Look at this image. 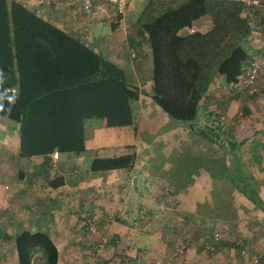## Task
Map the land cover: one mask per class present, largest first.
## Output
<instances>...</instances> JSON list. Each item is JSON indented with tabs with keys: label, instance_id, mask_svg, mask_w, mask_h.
I'll list each match as a JSON object with an SVG mask.
<instances>
[{
	"label": "trees",
	"instance_id": "obj_1",
	"mask_svg": "<svg viewBox=\"0 0 264 264\" xmlns=\"http://www.w3.org/2000/svg\"><path fill=\"white\" fill-rule=\"evenodd\" d=\"M111 3L120 15L122 11ZM246 8L243 0H147L136 12L132 23L151 48V83L146 93L172 118L194 125L214 80L221 78L227 85L237 81L251 35L250 22L243 15ZM202 15L211 19L209 30L182 32ZM139 94L138 85L127 79L122 66L79 36L18 0H0V116L16 123L20 156L46 157L57 147L83 148L67 138L87 118L119 117L112 122L132 123V101ZM199 133L215 142L220 135L211 126L201 127ZM229 144L235 167L229 178L264 212V198L242 167L236 141ZM130 146L118 154L94 155L90 169L132 167L136 152L128 150ZM63 182L57 176L51 185ZM216 242L206 240L209 251ZM15 244L19 264H33L37 248L45 256L44 264L57 262V247L45 231L23 230Z\"/></svg>",
	"mask_w": 264,
	"mask_h": 264
},
{
	"label": "rangeland",
	"instance_id": "obj_2",
	"mask_svg": "<svg viewBox=\"0 0 264 264\" xmlns=\"http://www.w3.org/2000/svg\"><path fill=\"white\" fill-rule=\"evenodd\" d=\"M110 1L99 0L97 3L111 11L114 8ZM141 5L142 0H127L121 11L134 9L136 12ZM131 6L134 7L129 8ZM106 27L110 25L106 24ZM136 52L130 54L136 72L128 68L125 71L127 79L138 85L140 99L132 101L133 122L129 124L128 132L124 129L128 135L123 134L125 138L131 134L127 140V145H131L128 150L136 151L130 169L133 173L125 176L123 182L118 174L125 168L114 170L109 180L96 188L100 197L105 195L107 203L113 206V210L100 213L114 216L124 224L130 220L133 229L139 232H151L155 246L139 251L143 258L138 264H264V212L239 191L236 181L229 178L235 170L233 153L229 150V140L233 139L243 169L264 198V70L259 73L261 76L253 92L248 86L232 87L218 82V86L210 89L201 100L198 117L191 125L172 118L146 93L150 88L152 69L143 61L136 65ZM118 119L112 117L100 121L113 126L124 125L112 122ZM9 120L0 116V155L14 148L11 126L14 121ZM4 124L6 131L2 128ZM204 126L214 127L219 132L217 142L199 133ZM113 131L116 134L117 131ZM75 132L67 138L68 142L84 145L88 136L86 127ZM134 140L138 144H134ZM125 149L121 145L116 151ZM59 151L62 154L64 150ZM95 173L104 178L107 174L106 170ZM6 178L0 174V183ZM96 197L100 198L97 194ZM87 209L81 211L88 214L97 227L98 237L102 238L105 228L102 229L100 215ZM105 209L103 205L102 210ZM56 216V211L47 210L42 213L41 221L46 218L52 221ZM79 218L78 226L83 224ZM84 234L91 239L90 235ZM206 240L217 241L216 248H209V251ZM98 243L95 241L91 245L89 242L92 248L84 257ZM101 246L98 250H110L111 243L105 241ZM121 247L119 245L118 249ZM116 249L112 252L117 253ZM97 253L93 260H84V264L100 263L102 260ZM111 261L110 264H131L129 259L120 260L115 255Z\"/></svg>",
	"mask_w": 264,
	"mask_h": 264
},
{
	"label": "crops",
	"instance_id": "obj_3",
	"mask_svg": "<svg viewBox=\"0 0 264 264\" xmlns=\"http://www.w3.org/2000/svg\"><path fill=\"white\" fill-rule=\"evenodd\" d=\"M18 1L58 27L79 36L95 51L122 66L124 70L128 68L136 72L133 68L135 63L130 56V54L135 55V50L140 52L139 54L136 52V65H140L143 61L144 65H149L152 69L150 45L137 33V27L132 23L135 21V14L138 10L136 12L134 9L133 12L122 11L118 15L111 1L109 3L115 10L109 11L104 5L97 3L99 0L93 1V9L85 7L83 0ZM146 2L147 0H142L141 6ZM245 4L247 8L243 15L251 25V35L246 45L247 62L252 56L264 53V0H260L258 4L247 2ZM106 24L110 27L107 28ZM210 28V17L202 15L193 20L191 27L183 28L182 32L194 29L207 31ZM259 76L261 74L257 76L256 83ZM221 81V78H216L211 90L218 86V82H223ZM228 85L234 87V83ZM137 99H140V94ZM101 119L103 118H87L84 121L83 126L86 127L88 136L83 148L65 149L64 154H61L57 147V157H53L52 152L46 157L41 154L20 156L17 125L11 122V119L8 121L11 122L15 138L13 150L7 149L5 155H0V174L7 177L0 183V264H19L15 238L23 230L31 232L42 230L49 234L58 251L56 264H84V260H93L90 256L91 251L88 252L87 258L84 256L85 252L92 248L89 242L92 245L95 241L101 243L102 246L105 241L111 243L110 250L99 248L97 254L102 261L96 264H110L114 255L119 256L120 260L129 259L131 264H138L139 259L143 258L139 256V251L154 248L155 241L154 238L151 239V232L147 233L144 230L139 232L133 229L130 220L124 224L114 216H107L104 212L100 213V211L113 210V206L107 203L105 195L101 194L100 197L99 189L96 188H101L100 185L109 180V176L119 168L106 170L105 179L100 173H95L102 170L90 169L89 161L96 154L112 155L125 152L127 149L118 151L116 149L121 145L127 148V140L131 136L130 134L125 138L123 135L124 133L128 135L129 124L113 126L100 121ZM2 128L6 131L5 124ZM120 129L123 130L120 131ZM113 130L117 131L116 134ZM3 139L6 138L3 137ZM134 142L132 143L138 144L135 140ZM130 169L132 167L125 168L118 174L123 182L126 180L125 176L132 175L133 170ZM57 176H62L64 182L52 186L51 182ZM96 194L100 198H97ZM103 205L107 209L102 210ZM88 207L101 217L99 221L102 222V229L105 228V236L102 238L98 237V233H90L86 229L81 230L78 226L77 220H79L81 210ZM47 210L56 211L57 216L52 221L49 218L41 221L42 213ZM84 233L90 235L91 239L86 238ZM119 245L123 247L118 249ZM114 248H117V253L112 252ZM44 262L43 252L39 248L35 249L32 263L44 264Z\"/></svg>",
	"mask_w": 264,
	"mask_h": 264
},
{
	"label": "built area",
	"instance_id": "obj_4",
	"mask_svg": "<svg viewBox=\"0 0 264 264\" xmlns=\"http://www.w3.org/2000/svg\"><path fill=\"white\" fill-rule=\"evenodd\" d=\"M243 1L247 3H252V4H258L260 2V0H243ZM111 2L115 3L118 7V10L121 11V9L125 6L127 0H111ZM83 4L85 7L91 8V6H93V0H83ZM263 68H264V53L252 56V58H250L243 66V71L239 74L237 81L234 82V86H237V87L248 86L249 91L253 92L256 88L255 84H256L257 76L263 70ZM51 155L53 157H57L58 151L54 150L51 153ZM80 217H81V221H83V224L86 225L87 227H85L83 224L80 225L79 227H85L86 231L90 233L97 232V227L93 224L91 218L88 216L86 212L80 213ZM100 245L101 243H98V245H95L93 247V250L90 252L93 255V256L91 255L93 258H94V255H96L97 253L98 246Z\"/></svg>",
	"mask_w": 264,
	"mask_h": 264
},
{
	"label": "water",
	"instance_id": "obj_5",
	"mask_svg": "<svg viewBox=\"0 0 264 264\" xmlns=\"http://www.w3.org/2000/svg\"><path fill=\"white\" fill-rule=\"evenodd\" d=\"M135 181H136V179H135Z\"/></svg>",
	"mask_w": 264,
	"mask_h": 264
}]
</instances>
